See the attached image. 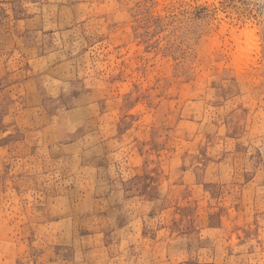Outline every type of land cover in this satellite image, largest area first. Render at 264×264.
I'll return each mask as SVG.
<instances>
[{"label": "rangeland", "instance_id": "obj_1", "mask_svg": "<svg viewBox=\"0 0 264 264\" xmlns=\"http://www.w3.org/2000/svg\"><path fill=\"white\" fill-rule=\"evenodd\" d=\"M0 264H264V0H0Z\"/></svg>", "mask_w": 264, "mask_h": 264}, {"label": "bare ground", "instance_id": "obj_2", "mask_svg": "<svg viewBox=\"0 0 264 264\" xmlns=\"http://www.w3.org/2000/svg\"><path fill=\"white\" fill-rule=\"evenodd\" d=\"M234 39H236L235 41H237V51L239 52V54H242L244 52V49L240 46V43L238 42L240 40L239 36L234 37Z\"/></svg>", "mask_w": 264, "mask_h": 264}]
</instances>
